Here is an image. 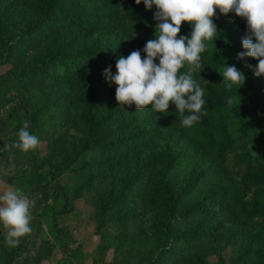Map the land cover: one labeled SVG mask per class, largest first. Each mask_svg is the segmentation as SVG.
<instances>
[{"label": "trees", "instance_id": "trees-1", "mask_svg": "<svg viewBox=\"0 0 264 264\" xmlns=\"http://www.w3.org/2000/svg\"><path fill=\"white\" fill-rule=\"evenodd\" d=\"M155 11L135 0H0V62L15 67L7 79L47 92L33 121L47 112L53 130H75L52 136L46 156L26 155L48 164V182L69 170L80 173L73 198L104 186L93 203L96 232L105 237L117 223L119 233L98 249L94 264L120 263L106 262L104 250L131 241L150 246L134 264H264V77L249 68L257 60L237 58L246 20L217 10L219 38L205 41L204 68L193 74L205 88L206 114L184 128L171 102L164 114L151 106L118 107L116 85L104 75L116 73L118 55H146ZM191 31L182 23L180 35ZM224 66L244 73L243 87L225 89ZM16 118L24 123L23 115ZM33 121L28 130L38 136ZM258 142L262 148L252 151ZM57 189L67 198L65 187ZM17 250L0 242V263L10 264ZM213 252L218 259L210 262Z\"/></svg>", "mask_w": 264, "mask_h": 264}, {"label": "clouds", "instance_id": "clouds-1", "mask_svg": "<svg viewBox=\"0 0 264 264\" xmlns=\"http://www.w3.org/2000/svg\"><path fill=\"white\" fill-rule=\"evenodd\" d=\"M143 2L146 10L155 6L157 21L154 38L146 42L143 58L139 50L129 55H118L116 73L105 69L108 81L116 85L115 99L118 107L135 106L142 111L148 106L160 114L168 112L170 102L175 105L181 127L191 128L206 114L205 88L194 78L201 73V53L206 51L205 41L218 39V28L214 22L217 10L220 15L234 13L246 20V35L242 38L244 51L238 59L250 57L258 61L249 68L256 77H264V0H135ZM191 25L190 36L180 35L182 23ZM215 39V40H216ZM158 61V63L156 62ZM188 65L180 74V69ZM222 84L230 91L234 85L238 90L246 82L244 73L235 66H224ZM228 105H233L231 97ZM29 122L24 121L18 131V140L12 147L23 153L35 150L39 137L29 132ZM35 200L25 196L20 188L9 187L0 195V226L5 230L4 244L15 248L21 238L32 232L31 208Z\"/></svg>", "mask_w": 264, "mask_h": 264}, {"label": "rangeland", "instance_id": "rangeland-1", "mask_svg": "<svg viewBox=\"0 0 264 264\" xmlns=\"http://www.w3.org/2000/svg\"><path fill=\"white\" fill-rule=\"evenodd\" d=\"M2 49L0 41V54ZM14 70L12 63L0 62V195L9 187L20 188L25 196L35 200V206L30 210L32 232L22 237L21 244L14 248L20 253L10 264H35L36 260L38 264H94L95 260H99L98 249L119 233L117 223L108 225L105 237L96 232L93 203L104 186L99 185L93 191H86L83 195L73 198L71 189L77 187L83 179L80 173L69 170L48 182V177H45L49 170L47 163L39 162L35 157L12 147L18 140L19 129L23 127V123L16 117L23 115L24 121H33L35 104L39 99H44L47 93L38 86L28 87L18 79H7V74L13 73ZM53 91L58 92L57 89ZM113 98L115 99V94ZM47 114L45 112L34 119L31 130L39 137L40 144L35 150L40 157L49 153L51 148L48 143L52 136L56 137L64 131H75L66 126L57 131L53 130L48 124L53 118ZM59 144L61 145V142ZM262 144L251 143L249 147L252 151H258ZM84 172L88 174L90 171ZM30 174L31 182L22 184L24 175L30 178ZM39 178L43 182L42 185L37 182ZM59 186L65 187L69 192L67 198L57 191ZM127 228L132 229L133 226L128 225ZM4 240L5 230L0 226V242L3 246ZM149 247L144 242L131 241L123 246L106 248L103 259L106 262L113 259L121 261L118 264H134ZM124 250H127V253L122 257ZM230 254L229 246L223 249L225 258ZM217 259L216 253L210 254V262Z\"/></svg>", "mask_w": 264, "mask_h": 264}]
</instances>
